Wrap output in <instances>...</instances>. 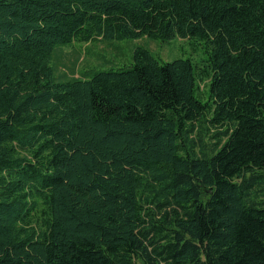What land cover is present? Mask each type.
Instances as JSON below:
<instances>
[{
	"label": "trees",
	"instance_id": "obj_1",
	"mask_svg": "<svg viewBox=\"0 0 264 264\" xmlns=\"http://www.w3.org/2000/svg\"><path fill=\"white\" fill-rule=\"evenodd\" d=\"M141 36L205 57L53 75ZM0 264H264V0H0Z\"/></svg>",
	"mask_w": 264,
	"mask_h": 264
},
{
	"label": "rangeland",
	"instance_id": "obj_2",
	"mask_svg": "<svg viewBox=\"0 0 264 264\" xmlns=\"http://www.w3.org/2000/svg\"><path fill=\"white\" fill-rule=\"evenodd\" d=\"M137 46L148 48L162 61L190 58L194 63L205 57L203 47L191 39L173 38L160 41L141 36L139 38L100 39L89 42L75 40L67 45H55L50 56V67L57 80L80 76L90 69L123 66L131 61Z\"/></svg>",
	"mask_w": 264,
	"mask_h": 264
}]
</instances>
